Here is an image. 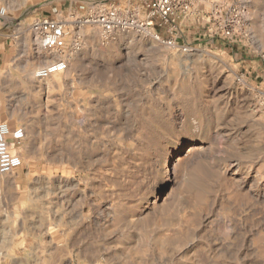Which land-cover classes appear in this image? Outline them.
I'll return each instance as SVG.
<instances>
[{
	"label": "rangeland",
	"instance_id": "1",
	"mask_svg": "<svg viewBox=\"0 0 264 264\" xmlns=\"http://www.w3.org/2000/svg\"><path fill=\"white\" fill-rule=\"evenodd\" d=\"M92 1L0 0V121L27 135L0 264H264V0L204 4L234 34L184 23L188 55L84 29L37 79L32 20Z\"/></svg>",
	"mask_w": 264,
	"mask_h": 264
},
{
	"label": "built area",
	"instance_id": "2",
	"mask_svg": "<svg viewBox=\"0 0 264 264\" xmlns=\"http://www.w3.org/2000/svg\"><path fill=\"white\" fill-rule=\"evenodd\" d=\"M213 0H93L80 4L67 15L55 14L36 17L31 30L41 40V51L46 62L38 66L34 75L46 80L68 71L70 56L81 49V31H97L109 38L122 32H134L157 42L176 53L191 54L198 47L182 42L181 28L191 22L201 27L199 37H232L234 30L229 25L214 26L211 18L202 16L203 5ZM236 11V9L234 8ZM6 13L5 8L0 10ZM195 27V28H197ZM264 106V89L259 92ZM26 130L21 125L12 126L0 121V174H13L22 165L23 159L14 149L26 139Z\"/></svg>",
	"mask_w": 264,
	"mask_h": 264
},
{
	"label": "bare ground",
	"instance_id": "3",
	"mask_svg": "<svg viewBox=\"0 0 264 264\" xmlns=\"http://www.w3.org/2000/svg\"><path fill=\"white\" fill-rule=\"evenodd\" d=\"M122 33H128V34H125L126 36L124 37V39H125V41H128L129 40V44H130V39H131V41H135L136 40V36L138 35V34H136V33H134V32H122ZM132 33V34H131ZM136 34V35H135ZM138 36H140V35H138ZM141 38H142V36H141ZM143 38H145V37H143ZM146 39V38H145ZM34 40H35V42L37 43V55L41 58V59H45L46 58V56L44 57L43 55H42V52H41V48H40V45H41V40H40V38L37 36V35H35V37H34ZM39 40H40V42H39ZM151 41V40H150ZM154 42V41H153ZM39 43H40V45H39ZM132 43V42H131ZM147 44V43H146ZM153 43H148V45L150 46V48H154V46L152 45ZM35 54V55H36ZM34 55V56H35ZM36 55V56H37ZM42 86V85H41ZM17 148V147H16ZM15 148V149H16ZM15 152H18V151H16V150H14ZM20 155H21V157H23L22 156V154L20 153V152H18Z\"/></svg>",
	"mask_w": 264,
	"mask_h": 264
}]
</instances>
